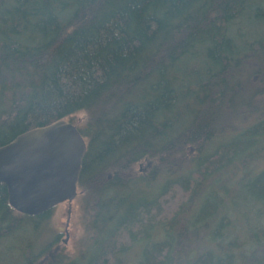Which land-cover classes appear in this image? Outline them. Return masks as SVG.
<instances>
[{"label": "trees", "instance_id": "16d2710c", "mask_svg": "<svg viewBox=\"0 0 264 264\" xmlns=\"http://www.w3.org/2000/svg\"><path fill=\"white\" fill-rule=\"evenodd\" d=\"M78 113L82 249L0 185V264H264V0H0V147Z\"/></svg>", "mask_w": 264, "mask_h": 264}, {"label": "water", "instance_id": "95a60500", "mask_svg": "<svg viewBox=\"0 0 264 264\" xmlns=\"http://www.w3.org/2000/svg\"><path fill=\"white\" fill-rule=\"evenodd\" d=\"M86 151L67 120L30 130L0 147V185L17 213L39 216L72 202Z\"/></svg>", "mask_w": 264, "mask_h": 264}, {"label": "rangeland", "instance_id": "374dc122", "mask_svg": "<svg viewBox=\"0 0 264 264\" xmlns=\"http://www.w3.org/2000/svg\"><path fill=\"white\" fill-rule=\"evenodd\" d=\"M70 120L78 129L83 127L87 117L85 113H78L72 116ZM149 166L150 164L145 161L136 166V171L146 174L148 169H150ZM80 198H82V193L78 190L77 196L72 202H65L56 206L52 210L48 223L47 231L50 233V237L46 239L48 242L45 243L49 244L52 241L51 235H59L60 241L57 249L70 258L77 256L82 249L83 226ZM132 257L134 259V255ZM133 259L130 258L131 263L129 264L135 263Z\"/></svg>", "mask_w": 264, "mask_h": 264}, {"label": "bare ground", "instance_id": "6f19581e", "mask_svg": "<svg viewBox=\"0 0 264 264\" xmlns=\"http://www.w3.org/2000/svg\"><path fill=\"white\" fill-rule=\"evenodd\" d=\"M63 120H65V119H63ZM59 121V120H58Z\"/></svg>", "mask_w": 264, "mask_h": 264}]
</instances>
